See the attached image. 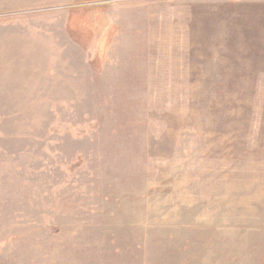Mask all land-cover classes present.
Here are the masks:
<instances>
[{"label":"rangeland","instance_id":"obj_1","mask_svg":"<svg viewBox=\"0 0 264 264\" xmlns=\"http://www.w3.org/2000/svg\"><path fill=\"white\" fill-rule=\"evenodd\" d=\"M0 264H264V0H0Z\"/></svg>","mask_w":264,"mask_h":264}]
</instances>
